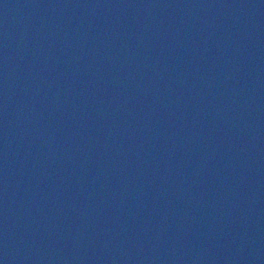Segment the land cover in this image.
I'll return each mask as SVG.
<instances>
[{"label": "water", "instance_id": "95a60500", "mask_svg": "<svg viewBox=\"0 0 264 264\" xmlns=\"http://www.w3.org/2000/svg\"><path fill=\"white\" fill-rule=\"evenodd\" d=\"M0 264H264V0H0Z\"/></svg>", "mask_w": 264, "mask_h": 264}]
</instances>
